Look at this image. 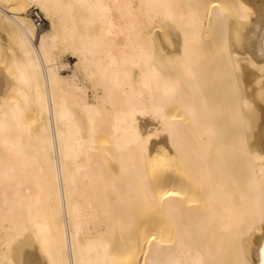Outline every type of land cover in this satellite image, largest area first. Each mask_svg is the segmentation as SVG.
<instances>
[{
	"label": "bare ground",
	"instance_id": "obj_1",
	"mask_svg": "<svg viewBox=\"0 0 264 264\" xmlns=\"http://www.w3.org/2000/svg\"><path fill=\"white\" fill-rule=\"evenodd\" d=\"M0 49V264H264V0H0Z\"/></svg>",
	"mask_w": 264,
	"mask_h": 264
},
{
	"label": "rangeland",
	"instance_id": "obj_2",
	"mask_svg": "<svg viewBox=\"0 0 264 264\" xmlns=\"http://www.w3.org/2000/svg\"><path fill=\"white\" fill-rule=\"evenodd\" d=\"M48 24V21L47 20H44L43 21V24L41 25V26H37L38 27V29L40 30V29H45L46 28V25ZM1 49H3L2 50V52L3 51H6L4 48H1ZM0 49V50H1ZM1 52V53H2ZM2 55V57H4L3 55H5V52L3 53V54H1ZM2 57H0V58H2ZM58 60H60L59 62H62V63H64L65 62V64H67L68 62H70V67H68L69 69H68V71H70V72H72V70H74V66H75V63L73 62V60L71 59V57H69L66 53H59L58 54V57H57V61ZM72 69V70H71ZM65 70H67V69H65ZM15 242H16V240H14ZM13 241V242H14ZM13 242H12V244H13ZM11 243V242H10ZM15 244V243H14ZM11 245V244H10ZM14 246V245H13ZM12 247V246H11ZM11 252V254H12V250L10 251Z\"/></svg>",
	"mask_w": 264,
	"mask_h": 264
},
{
	"label": "built area",
	"instance_id": "obj_3",
	"mask_svg": "<svg viewBox=\"0 0 264 264\" xmlns=\"http://www.w3.org/2000/svg\"><path fill=\"white\" fill-rule=\"evenodd\" d=\"M35 12V11H34ZM32 19L36 26H41L43 24L42 18L37 13H32Z\"/></svg>",
	"mask_w": 264,
	"mask_h": 264
}]
</instances>
